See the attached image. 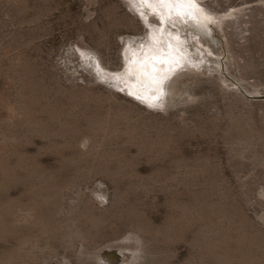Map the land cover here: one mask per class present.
I'll return each mask as SVG.
<instances>
[{
  "label": "rangeland",
  "instance_id": "1",
  "mask_svg": "<svg viewBox=\"0 0 264 264\" xmlns=\"http://www.w3.org/2000/svg\"><path fill=\"white\" fill-rule=\"evenodd\" d=\"M204 4L247 25L185 12L149 105L94 68L121 76L159 12L0 0V264H264V0ZM184 70L193 99L169 93Z\"/></svg>",
  "mask_w": 264,
  "mask_h": 264
},
{
  "label": "bare ground",
  "instance_id": "2",
  "mask_svg": "<svg viewBox=\"0 0 264 264\" xmlns=\"http://www.w3.org/2000/svg\"><path fill=\"white\" fill-rule=\"evenodd\" d=\"M128 1H129L130 5L133 6V8H139V7L143 6L145 8L148 7L149 10L152 9V11L159 12V14L154 13L156 18H158L159 21L161 20L160 23L158 24V26L151 24L150 20L145 25V26H147L146 28L150 29L149 32L152 33L148 39L149 42L147 44L148 45L147 51H145V47L143 46V48L140 47L139 50H136V52L133 54H131V52L130 53L128 52L129 55H131V57L129 58L130 61L127 62V64H126L127 67H125L124 72L122 74L124 76L121 75V76L111 77L109 73L106 74L104 71L102 72L101 66H98V64H96L97 66H95L94 69H96V71L99 73L100 77L103 78V81L106 82L107 80L112 79L115 82L120 81L121 85H126V84L130 85L131 84V86L128 87L129 90H132V91L137 90L138 92H142V93L144 92L145 94H148V96H151V93L148 92V89L152 90L153 92H157V90H156L157 82H159V85L161 88L162 83L165 82L167 77L169 78V75L171 72L170 70L173 69V67L176 65L179 66V64L180 65L184 64L182 62L179 63V61L184 59V56H185L184 52L188 51L187 50L188 46L185 44L187 38L183 34L186 30V26L183 25V21L181 19V17L183 16V14L185 12H188L190 14V16H192V14H196V16L198 15L201 18V21H203L205 25H208V28L211 27L210 30H212L213 26L216 28H219L221 30H225L226 28L231 27L228 25V23H229V21L232 22V20H234V28H236V29H240L242 27V25H244V24L247 25L246 24L247 22L243 19V15H240L241 10H238L236 8H232L230 10L225 11L223 14L215 15L211 11L207 12L208 9H207V11L205 10V7L207 8V6L204 4V0H183V2L174 3V4H161L159 2H149V0H136L135 3L133 2V0H128ZM153 8L154 9L157 8V9L153 10ZM169 16H171L173 18L174 25L177 26L176 29H172L173 27L170 24L171 21L165 20ZM132 21L134 23L135 19H132ZM163 26H164V30L162 31V34H161L163 40H166V37L168 36V38L171 39L172 42H174L177 45H180V46H182V48H184L183 52L181 51L179 53L174 54L172 49L169 50L165 45L157 43V41H158L157 33L159 34V32H161ZM171 29L175 30V31L173 32ZM243 31L245 32V30L242 29V32ZM193 37H196V36L193 35ZM179 38L181 39L180 41L178 40ZM191 38H190V40L193 39V38L192 39ZM196 43H198V42L196 41ZM167 44H168V42L166 43V45ZM197 46H198V44H197ZM203 48L201 46L197 47L196 51L198 52V54H200V55L204 54ZM164 52L169 54V55H172V59L170 57H168V55H166ZM207 53H209V52H207ZM126 54L127 53L125 52V55ZM173 54H174V56H173ZM175 56H176V58L179 59V61H176L174 59ZM126 58H127V56H126ZM201 59H202V61L205 60V58H201ZM192 60H193V62H197V63H199V61H200L199 59H198L199 61H197V59H195V58H193ZM94 61H95V59H92V62H94ZM186 61H185V63H186ZM218 62L219 61L216 60V61H214V64L212 63V65L215 66L216 70L219 69V67L216 65V63H218ZM187 65H189V64H187ZM184 67H186L185 64H184ZM100 72H101V74H100ZM176 73H175V76H173L172 84L170 83L171 87H170L169 93H173L174 96H186L187 99H189V98L193 99V95L189 94V92H186V91L181 92V86L183 84L182 78L188 74V71L184 70V71L180 72L179 74L177 73V75H176ZM121 77H123V78H121ZM130 80L133 82L130 83ZM222 81H223V83H227V81L225 79ZM145 83L147 85H149V87L145 86L146 89H144L142 91V89H140L139 86L142 84H145ZM161 89L159 90L160 96H161V94L164 93L163 92L164 88L162 90ZM142 93H139V95L143 96ZM116 252H119L120 256L122 258H125V254H124L123 249H117ZM105 257L108 259L114 258L110 254H106ZM136 258H137V255L134 254L132 259H136Z\"/></svg>",
  "mask_w": 264,
  "mask_h": 264
},
{
  "label": "water",
  "instance_id": "3",
  "mask_svg": "<svg viewBox=\"0 0 264 264\" xmlns=\"http://www.w3.org/2000/svg\"><path fill=\"white\" fill-rule=\"evenodd\" d=\"M125 67H127V66H125ZM130 83H132L131 80H130ZM125 84H126V83H125ZM152 84H153V83H152ZM132 85H133V84H132ZM125 86H126V87H125L126 92H127L130 96L134 97L135 99H139L140 101L145 102V103H147V104H149V105L155 104L158 100H160V98H161V96H162V94H161V96H160L159 91H157V92H153L152 90L148 89V92L151 93V96H148V94H145L144 92L142 93V92H138L137 90H136V91L129 90L128 87L131 86V84H130V85L126 84ZM145 86L149 87V85H147V84L145 83V84L140 85L139 88L142 89V91H143L144 89H146ZM161 86H162V85H161ZM161 88H162V87H161ZM161 88H160V89H161ZM161 90H162V89H161ZM139 93H142L143 96L139 95ZM248 97H250V96H248ZM250 98H252V97H250ZM111 255H113V254H111ZM113 256H114V255H113ZM116 260H117V256H114V258H110V259L106 258V261H109V262H116Z\"/></svg>",
  "mask_w": 264,
  "mask_h": 264
},
{
  "label": "snow or ice",
  "instance_id": "4",
  "mask_svg": "<svg viewBox=\"0 0 264 264\" xmlns=\"http://www.w3.org/2000/svg\"><path fill=\"white\" fill-rule=\"evenodd\" d=\"M133 2L135 3L136 0H133ZM149 2H159L161 4H174V3L183 2V0H149ZM156 90L157 91L160 90L159 82H157L156 84Z\"/></svg>",
  "mask_w": 264,
  "mask_h": 264
}]
</instances>
